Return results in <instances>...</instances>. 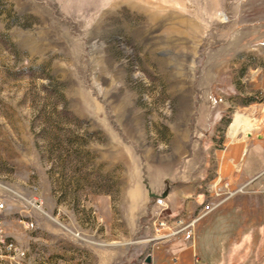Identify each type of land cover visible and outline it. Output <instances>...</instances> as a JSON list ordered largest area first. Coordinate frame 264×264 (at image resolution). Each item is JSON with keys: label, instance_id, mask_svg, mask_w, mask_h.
<instances>
[{"label": "rangeland", "instance_id": "obj_1", "mask_svg": "<svg viewBox=\"0 0 264 264\" xmlns=\"http://www.w3.org/2000/svg\"><path fill=\"white\" fill-rule=\"evenodd\" d=\"M237 113L256 126L232 136ZM263 130L264 0H0V223L25 264L143 262L152 170L242 139L237 171L264 169ZM205 251L264 264V236Z\"/></svg>", "mask_w": 264, "mask_h": 264}, {"label": "crops", "instance_id": "obj_2", "mask_svg": "<svg viewBox=\"0 0 264 264\" xmlns=\"http://www.w3.org/2000/svg\"><path fill=\"white\" fill-rule=\"evenodd\" d=\"M261 136L263 140L264 130ZM243 144L245 145L243 139L227 148L202 144V160L196 159V154L195 158L184 166L175 162L171 167L162 169L161 173L159 170H152V176L146 186L147 208L154 204L156 197H162L170 204L165 209L164 218H177L181 214L188 217L204 199V184L217 172L236 183L247 177L259 180L258 176L264 169L251 172L246 161H243L241 166L242 172L237 171L236 163L242 160ZM244 147L243 153L246 154L247 144ZM150 192L156 196H150ZM156 224L151 216V232L147 239L150 247L149 252L143 256V261L151 254L150 264H196L198 260L206 264H219L228 260L230 254H208L205 251L206 246L227 247L238 243L245 244L252 235L264 236V197L250 189L238 194L197 226L194 239L186 240L183 236H176L166 241H149V237L155 235Z\"/></svg>", "mask_w": 264, "mask_h": 264}, {"label": "built area", "instance_id": "obj_3", "mask_svg": "<svg viewBox=\"0 0 264 264\" xmlns=\"http://www.w3.org/2000/svg\"><path fill=\"white\" fill-rule=\"evenodd\" d=\"M248 183L249 181L238 184L229 177L223 176L221 173L217 172L204 184V199L200 206L188 217L181 214V216L177 218H164L165 209L168 208L170 204L166 199L156 197L154 199V208L151 210V216L157 224L155 225V235H151L149 241H166L176 236H183L186 240L194 239L199 222L213 213L216 209L228 203L231 198L246 191ZM260 193L264 197V188L260 190ZM4 207V204L0 203V210ZM26 223L29 227H33L35 224L33 221H27ZM0 253L6 258L7 264H25L24 259L28 254L26 249L19 245L18 242L6 236L1 223Z\"/></svg>", "mask_w": 264, "mask_h": 264}, {"label": "bare ground", "instance_id": "obj_4", "mask_svg": "<svg viewBox=\"0 0 264 264\" xmlns=\"http://www.w3.org/2000/svg\"><path fill=\"white\" fill-rule=\"evenodd\" d=\"M252 119V118H251ZM248 116L244 114L237 113L232 120L231 123V135L235 136V134L239 131H249L255 128L256 124L252 121Z\"/></svg>", "mask_w": 264, "mask_h": 264}, {"label": "water", "instance_id": "obj_5", "mask_svg": "<svg viewBox=\"0 0 264 264\" xmlns=\"http://www.w3.org/2000/svg\"><path fill=\"white\" fill-rule=\"evenodd\" d=\"M150 188V187H149ZM150 194V196H156L155 194H153V193H149ZM151 260H152V255L151 254H148L147 256H146V258L144 259V261H143V263L142 264H150L151 263Z\"/></svg>", "mask_w": 264, "mask_h": 264}]
</instances>
